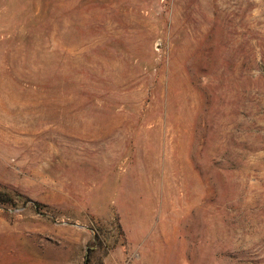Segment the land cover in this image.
I'll return each instance as SVG.
<instances>
[{
  "label": "rangeland",
  "instance_id": "rangeland-1",
  "mask_svg": "<svg viewBox=\"0 0 264 264\" xmlns=\"http://www.w3.org/2000/svg\"><path fill=\"white\" fill-rule=\"evenodd\" d=\"M0 264H264V0H0Z\"/></svg>",
  "mask_w": 264,
  "mask_h": 264
}]
</instances>
